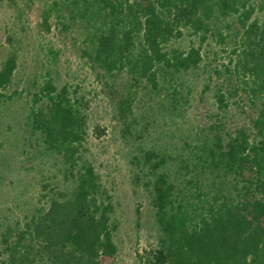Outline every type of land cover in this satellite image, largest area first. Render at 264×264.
Segmentation results:
<instances>
[{"label": "trees", "instance_id": "trees-1", "mask_svg": "<svg viewBox=\"0 0 264 264\" xmlns=\"http://www.w3.org/2000/svg\"><path fill=\"white\" fill-rule=\"evenodd\" d=\"M51 11L113 102L151 199L153 264H264V0H57ZM14 71L9 57L0 108L23 112L0 151L12 196L0 263L114 264L83 98L52 79L8 92Z\"/></svg>", "mask_w": 264, "mask_h": 264}, {"label": "rangeland", "instance_id": "rangeland-1", "mask_svg": "<svg viewBox=\"0 0 264 264\" xmlns=\"http://www.w3.org/2000/svg\"><path fill=\"white\" fill-rule=\"evenodd\" d=\"M55 1L0 0V69L7 58L15 60L8 92L26 96L52 79L58 87L66 85L71 94L83 98L90 157L114 208L117 252L113 262L153 264L157 246L149 192L142 182L134 180L127 158L129 147L113 122V102L93 80L80 38L63 33L55 21L51 11ZM139 109L136 106V111ZM21 112L20 104L0 108V151L8 138L7 125ZM0 189L2 222L12 196L10 187Z\"/></svg>", "mask_w": 264, "mask_h": 264}]
</instances>
